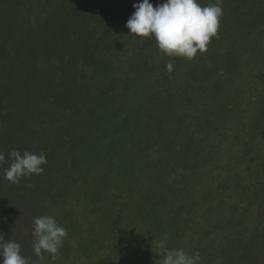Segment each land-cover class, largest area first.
<instances>
[{"label": "rangeland", "instance_id": "374dc122", "mask_svg": "<svg viewBox=\"0 0 264 264\" xmlns=\"http://www.w3.org/2000/svg\"><path fill=\"white\" fill-rule=\"evenodd\" d=\"M63 1L80 4L0 0L4 239L37 261L32 218L53 215L67 237L56 261L46 254L37 264H161L156 241L165 235L169 248L198 252L199 264H264V0H223L217 35L191 61L128 35L125 21L140 0H91L94 14L77 11L97 23L84 38L59 8ZM89 38L104 51L88 53L96 65L86 69L81 46ZM137 65L148 71L137 81L153 92L147 84L126 91L140 76L131 70ZM74 68L80 97L70 106L62 95ZM103 89L117 97L113 111L124 109L119 118H129L118 151L113 140L93 153L114 129L88 115ZM149 104L157 122L142 120ZM12 150L45 153L43 173L4 180Z\"/></svg>", "mask_w": 264, "mask_h": 264}, {"label": "clouds", "instance_id": "9594fccd", "mask_svg": "<svg viewBox=\"0 0 264 264\" xmlns=\"http://www.w3.org/2000/svg\"><path fill=\"white\" fill-rule=\"evenodd\" d=\"M223 0H215L201 5L198 0H164L154 7L149 0L133 4L134 12L125 27L129 34L138 38H152L161 55L181 57L189 61L198 53L203 54L211 39L218 33L219 22L223 16ZM167 71H173L170 60ZM6 159L0 151V163ZM11 161L4 169L3 178L11 184H18L22 178L39 176L47 163L46 154L12 150L7 154ZM29 235L37 261L21 254V244L13 239L5 240L0 232V264H37L47 254L51 261L59 257L67 231L58 224L53 215L32 218ZM168 238L163 236L156 241L161 264H199L200 254H189L182 248H169Z\"/></svg>", "mask_w": 264, "mask_h": 264}, {"label": "trees", "instance_id": "16d2710c", "mask_svg": "<svg viewBox=\"0 0 264 264\" xmlns=\"http://www.w3.org/2000/svg\"><path fill=\"white\" fill-rule=\"evenodd\" d=\"M71 1H75L76 3H79L80 2V4L78 5V7H74L73 6V3L74 2H72L71 3V6L69 5V3H68V5H67V2L68 1H63L64 2V4H59V8H62V9H64L65 10V12H64V16L66 17V19L69 17V19H67V20H69L70 22H72V19H71V16L72 17H74V18H76L75 20H77V21H75V22H73L72 24H74L75 26L73 27V29H74V31H78V33L77 34H80L83 38L85 37V33L88 31L87 30V26H89L90 24H93V23H96L94 20L95 19H93L92 21L91 20H89L85 15L84 16H82L81 15V18L79 17V15H78V12L77 11H79V12H85L86 14H88V15H92V14H94L93 12H90V10H91V6H92V3H91V0H70L69 2H71ZM82 2H84V3H86V4H88V6H87V8H84L83 7V4H82ZM66 3V4H65ZM68 6V7H67ZM67 7V8H66ZM32 8H34L35 9V7L33 6ZM68 8H70V9H68ZM34 9H31V10H34ZM68 11V12H67ZM73 11H75L74 13H77V14H73L72 12ZM107 12V15H109V18H108V23H109V25H111V26H115V32H117L118 34H120V31H121V25L119 24H117V22H120L121 23V21L119 20V19H115V16H116V14H115V16H114V12L113 11H106ZM104 14V13H103ZM30 15V14H29ZM71 15V16H70ZM32 16H33V14H32ZM110 18H111V20L112 21H110ZM69 22V23H70ZM126 22L127 21H125V24H126ZM71 24V23H70ZM97 24V23H96ZM115 24V25H114ZM87 27V28H86ZM63 28H65L64 26H63ZM105 28V27H104ZM105 30H109V28L107 29V28H105ZM74 31H72V33L74 32ZM113 31V30H112ZM92 36H94V29H93V33H92ZM91 36V37H92ZM90 39L91 38H89V41L88 40H84L83 41V43H82V46H81V51L83 52H85V53H83L82 55H83V58H84V63H85V66H86V69H89V68H94L95 67V65H96V62H94V64H91L90 63V59L88 58V57H86L87 55H88V53H90V52H96V53H98V51L99 50H101L100 48L98 49V48H96L97 47V44H99V43H96V41H94L93 42V39L91 40V42H90ZM98 39V38H97ZM101 42V41H100ZM71 44H72V42H71ZM108 48V47H107ZM93 49H95V50H97V51H93ZM103 51H104V49H102ZM94 54V53H93ZM99 56H102V55H99ZM95 58V57H94ZM139 58V57H138ZM137 58V59H138ZM96 59V58H95ZM141 59V58H140ZM81 61V60H80ZM79 61V62H80ZM138 61H140V60H138ZM70 62H72V61H70ZM76 66V65H75ZM84 69V68H83ZM28 70L30 71V72H32L33 71V69L31 68V67H28ZM131 70L133 71V73H134V75L136 76V75H140V76H134L135 77V79H136V83L134 84V85H129L128 83H127V85H126V91L127 90H129V88H139L140 87V85L141 84H147V89L150 91L151 90V86L152 85H150L149 84V82L148 81H145L144 83H142V82H139V81H137V79H144V80H147V78H146V76H147V74H145V73H148V71L147 70H145V68H144V65H137V67L136 68H132L131 67ZM74 73H77L76 71H75V68H74V70H73V73H68V76L66 77V83H67V89L65 90V92L63 93V98H64V100L65 101H67V104L68 105H72L73 104V102L75 101H77L78 99H79V97H80V90L78 89V86L79 85H77V83H76V81H75V79H74ZM72 74V77H70V75ZM81 75H82V73H81ZM93 75V74H92ZM93 77V76H92ZM85 78V77H84ZM81 80H83V78H81ZM85 80V79H84ZM131 83H134V82H131ZM86 84V83H85ZM137 84V85H136ZM85 86H87V84L85 85ZM102 88H104L103 86H101ZM77 88V89H76ZM82 89H85V87L84 88H82ZM105 89V88H104ZM102 90L101 91V95H99L100 96V104H98V105H96V108L95 109H92V111H91V113L90 114H88V115H91L95 120H97V123L101 126L102 124L101 123H103L104 124V126H105V128H108V127H110L111 126V124H112V126H113V124H114V129H108V130H106V132H107V134H104V137L102 138L103 139V142H102V144L100 145V144H97V145H95L93 148H92V151H93V153H96L97 151H98V148L99 149H102V148H104V146H105V141H113V140H117L118 142H117V148L115 149V150H117L118 151V147L119 146H121L122 145V142H124V140H121V139H117L118 138V135L124 130V128H126V125H127V123H128V118L129 117H122L121 119L119 118V116L121 115V113L120 112H122V111H124V109L121 107L120 109H118V111L117 110H115V111H113V106H114V103H115V100H116V98L114 97V96H112L111 95V93L110 92H106L105 90ZM86 90V89H85ZM131 91H132V89H131ZM152 92H153V90H151ZM126 96H129V95H126ZM112 100V102H111V100ZM153 100V99H152ZM56 102H57V100H55V104H56ZM58 106V105H57ZM65 106V105H64ZM64 106H62V107H60L61 109H65V107ZM150 107H151V104H149V107L148 108H146V112H147V114L149 115L148 116V118L147 117H145L144 116V113L143 112H141V116H142V120H146V121H150V120H153L154 122H157L156 120H158V117L157 118H155V119H153L152 118V116H150ZM21 109H22V106H21ZM136 111V110H135ZM5 112V111H4ZM128 114V113H127ZM92 118V119H93ZM165 118V117H164ZM117 119H120V121L116 124V120ZM108 126V127H107ZM153 126V125H152ZM104 128V129H105ZM139 129H140V127H139ZM159 130V128H155L154 129V131H158ZM131 137V139H134V136H130ZM114 143H112L111 145H109V147H111L112 145H113ZM6 167H9V166H6ZM1 168V167H0ZM2 171H4L3 170V168H2ZM118 191H121L122 189H120V188H118L117 189ZM117 191V192H118ZM121 206H124V204H119V208H121ZM12 239V238H11ZM252 259H254L253 257H251V259L249 258V261L250 260H252Z\"/></svg>", "mask_w": 264, "mask_h": 264}]
</instances>
